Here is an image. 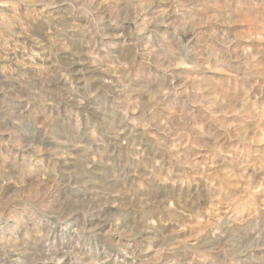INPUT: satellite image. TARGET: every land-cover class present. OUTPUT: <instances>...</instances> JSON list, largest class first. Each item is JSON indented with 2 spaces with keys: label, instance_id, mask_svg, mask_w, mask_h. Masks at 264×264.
<instances>
[{
  "label": "rangeland",
  "instance_id": "1",
  "mask_svg": "<svg viewBox=\"0 0 264 264\" xmlns=\"http://www.w3.org/2000/svg\"><path fill=\"white\" fill-rule=\"evenodd\" d=\"M0 264H264V0H0Z\"/></svg>",
  "mask_w": 264,
  "mask_h": 264
},
{
  "label": "bare ground",
  "instance_id": "2",
  "mask_svg": "<svg viewBox=\"0 0 264 264\" xmlns=\"http://www.w3.org/2000/svg\"><path fill=\"white\" fill-rule=\"evenodd\" d=\"M14 259V258H13Z\"/></svg>",
  "mask_w": 264,
  "mask_h": 264
}]
</instances>
